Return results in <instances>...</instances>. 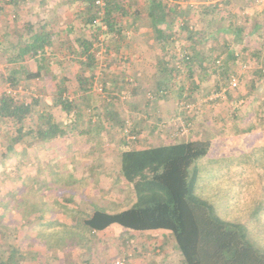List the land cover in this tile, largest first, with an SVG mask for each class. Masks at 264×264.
I'll return each instance as SVG.
<instances>
[{
  "label": "rangeland",
  "instance_id": "rangeland-1",
  "mask_svg": "<svg viewBox=\"0 0 264 264\" xmlns=\"http://www.w3.org/2000/svg\"><path fill=\"white\" fill-rule=\"evenodd\" d=\"M171 1L181 12H190L191 24L197 28L190 30L197 34L189 41L181 21L174 20L170 29L174 33L166 34L167 49L175 57L168 60L173 72L166 75V70H160L158 80L155 71L149 70H155L154 62H148L146 76L134 77L130 72L139 63V58L130 56L139 52L165 55L149 26L138 30L131 24L133 8L143 9L147 0H137L136 4L129 1L128 13L120 17V34L100 33L98 42L93 41V70L84 69L85 56L79 53L76 42L79 35L94 38V27L81 30L86 12L82 2L15 0L4 4L0 0V96L11 92L28 103L32 97L38 98L34 110L46 108L66 131L47 141L26 134L15 144V154L6 150L9 159L4 167L0 166V264H53L48 259L50 247L51 251H64L56 256L64 261L61 264H88L85 247L94 251L88 258L97 255L94 264H114L119 259L131 264L125 252L146 241L153 254L161 252L162 245H155L154 237L135 236L125 228L115 231L117 224L90 235L83 223L95 209L115 213L131 206L134 192L120 173V153L156 145L161 136L167 139L162 142L168 143L210 140L209 151L192 167L197 170L195 191L214 206L222 219L243 223L252 240L264 248V6L252 0ZM207 4H216L217 9L198 17L200 6ZM42 8L52 11L44 17ZM183 17L185 13H181ZM44 21L50 28L52 45L38 55L44 58L40 76L21 79L11 86L7 73L15 65L7 59L16 52L13 45L27 40L25 24L31 23L34 30H39ZM230 22L232 27L227 29ZM64 25L72 26L67 34L62 30ZM98 26L105 30L104 24ZM236 26L242 29L238 40L233 31ZM228 49L237 54L235 61L227 59ZM187 54L193 60L180 61ZM23 66L34 72L37 62L28 58ZM188 67L192 68L190 74ZM116 68L124 75L113 80L111 69ZM261 69L258 76L257 70ZM231 78L236 82L233 88L228 85ZM82 79L86 80L85 89L79 84ZM60 80L67 89L64 97L73 101L69 114L54 104ZM157 80L169 104L165 117L159 110H148L162 96L154 87ZM184 103L190 112L181 107ZM187 114L191 121L185 124ZM79 116L82 120L100 119L92 124L97 126L91 125L95 132H75L81 128L79 123L73 127ZM37 118L26 119L24 130L36 124ZM103 121L108 125L102 126ZM133 126L140 131H131ZM0 128L3 150L10 140L7 132L13 134L14 130L2 123ZM74 181L78 182L76 186ZM43 230H50V235ZM169 238L173 255L170 262L184 264L173 237Z\"/></svg>",
  "mask_w": 264,
  "mask_h": 264
},
{
  "label": "trees",
  "instance_id": "trees-1",
  "mask_svg": "<svg viewBox=\"0 0 264 264\" xmlns=\"http://www.w3.org/2000/svg\"><path fill=\"white\" fill-rule=\"evenodd\" d=\"M78 1L86 6L81 30L85 27H94L93 33L91 32L94 38L90 40L79 35L76 42L80 48L79 53L85 56L84 69L93 70L96 65L94 57V47L96 46L93 41L98 42L100 33L111 32L118 35L122 32L120 17L128 13L130 0L128 3L126 0H105L104 6H98L95 0ZM3 2L4 4H11L15 0ZM169 4L165 0H147L146 17L150 20L155 39L160 43V48L165 56L171 53L167 49L166 34L168 33L169 36L174 33V31L170 32L174 20L181 21V29L186 33L189 41H193L192 39L197 34L196 31L190 30L197 29L192 26L190 18L187 16L181 18L182 12L178 6L173 3ZM216 9V4L201 5L197 16L203 18ZM100 23L105 25V30L99 28ZM232 24L230 22L226 28H231ZM25 25L27 40L14 44L13 49L16 52L7 59L9 63L15 65L7 73L11 86L21 79H32L40 76L44 58H39L38 55L43 53L44 47L52 45V41L49 39L50 34L45 31L43 24L39 30H34L31 23ZM208 25H210V21ZM239 27L236 26L233 29L236 32V40L242 34V29ZM68 30L71 31L72 26H69ZM71 50L75 52L74 54H78L73 51V48ZM236 55L229 49L226 52V57L230 62L236 60ZM28 58L37 62L34 72L26 70L23 66L24 60ZM189 60V54L180 58V61L190 63ZM165 62L160 63L162 69L169 70L172 68L171 62L167 61V64H170L169 68ZM261 71L262 69L257 70L258 76H261ZM90 77L92 78V75ZM231 80L232 78L229 79L228 85ZM79 84L82 89H85L86 80H80ZM229 87L233 88L232 86ZM66 90L64 80H60L54 93V104L59 105L62 111L69 114L73 109V101L64 97ZM224 91L226 92V90ZM159 94L162 95L163 93L159 91ZM38 102L39 99L36 97H32L29 103L19 100L18 97L11 95V92L0 96V125L1 123L2 125H9L11 131L14 130V135L7 132L6 136L9 134L10 140L6 147L0 150L1 167H4L9 159L7 155L10 154H7V151L15 154L17 150L14 146L24 135H33L32 137L41 141L65 135V129L53 119L52 113L48 112L46 108L40 112L34 110ZM184 104L181 107L187 108L186 103ZM187 112H190L189 108ZM34 116L38 117V122L25 131L26 119ZM189 121L191 118L187 114L185 124ZM138 129V127L133 126L131 131ZM0 130L2 129L0 128ZM210 145L209 139L197 138L139 149L122 150L120 153V173L124 180L132 185L135 196L134 202L130 207L115 213L95 209L89 217L83 220L84 225L90 232L101 231L112 224L134 231L167 230L171 233L184 264H264V248L252 240L246 226L240 222L222 219L216 214L214 206L195 191L197 170L192 167L198 159L207 154ZM122 260L126 264L128 263L125 259Z\"/></svg>",
  "mask_w": 264,
  "mask_h": 264
},
{
  "label": "crops",
  "instance_id": "crops-1",
  "mask_svg": "<svg viewBox=\"0 0 264 264\" xmlns=\"http://www.w3.org/2000/svg\"><path fill=\"white\" fill-rule=\"evenodd\" d=\"M134 2V4H136V2H137V0H133ZM167 3H170L171 4V0H165ZM169 4V5H170ZM147 6L148 5H144L143 6V9H141L142 7L140 6V9L138 8V11L136 12V8H133V14H132V20H131V24H133L134 26H135V28H137L138 30H139V28H142V26L144 27V28H146L147 26H149V28H151V24H150V20L148 19V17H146V13H147ZM41 12H42V15L44 16V17H46V15H47V13H50L52 10H48V9H45V8H42L41 10H40ZM182 13H185V16H187L188 18H191V15L189 14L188 15V13H190L188 10H184V11H182ZM139 15V16H138ZM145 22H144V21ZM43 24V28L45 29V31H50V28H49V26L47 25V22H43L42 23ZM67 26L68 25H64L63 27H62V30L64 29V33H68L69 32V30H68V28H67ZM70 26V25H69ZM67 29V30H66ZM50 33V32H49ZM61 34H62V32H61ZM51 35V34H50ZM49 39H52L51 37H49ZM134 47V46H133ZM162 53H160V52H158V53H153V54H150V55H146V54H144V53H140L139 52V54H135V55H133V56H130V57H133V58H139L138 59V61H139V63L136 65V63H135V65H136V68H135V70H132V71H130L131 72V74L133 73V75H134V77H138V76H146V74H147V71H148V67H149V61L150 62H154L153 63V68L155 69V70H153V69H149L150 71H152V73L154 72V73H156V76L158 75V80H159V78H160V74H161V72H160V70H164V69H162V67H161V62L162 61H166L165 62V64L166 65H168V66H170V64H167V61L168 60H170V58H171V60H173V59H175V57L173 58V55L172 54H169V55H163ZM95 56V55H94ZM175 56V55H174ZM117 57H122L121 55H119V56H117ZM124 58L126 59V56H124ZM84 59V58H83ZM109 59V58H108ZM177 59V58H176ZM190 60H193V57H191L190 56ZM189 60V61H190ZM189 69H187V73L188 74H190V73H192V68L191 67H188ZM119 68H116L115 70H113V69H111L112 70V73L114 74V75H112L111 77H113L114 79L113 80H116L117 79V77H120L121 75L123 76L124 74L121 72V70H118ZM157 70H158V72H157ZM168 71H171V72H173V70L170 68L169 70H166V75L168 74ZM129 72V73H130ZM157 79V78H156ZM158 80L156 81V82H154V84H155V88L158 90V91H160L161 93H163V94H166V92L165 91H162V89H159V87H160V85H159V83H158ZM153 84V83H152ZM151 84V85H152ZM255 86V85H254ZM214 88L215 89H217L218 87L217 86H214ZM255 90L256 91H258V86H255ZM167 97H165V96H160V97H158L157 98V100H162L161 102L160 101H157L156 100V104L154 105V103L151 105L152 106V108H149L148 110L150 111V110H159L161 113H162V115H163V117H165L166 115V109H167V107H168V105L169 104H166L165 103V101H164V99H166ZM148 103V102H147ZM145 104V103H144ZM143 104V105H144ZM146 105V104H145ZM105 110H107V109H105ZM108 111V110H107ZM106 111V112H107ZM148 114H150V112H148ZM54 119V118H53ZM108 120H109V118H107ZM55 120V119H54ZM56 121V120H55ZM37 122H38V118H37ZM36 122V123H37ZM94 122H100V119H98V118H89V119H80V117H76L75 118V120H74V123H73V127H75L76 126V124L77 123H79V125L81 126V128L80 129H77V131H75V132H77V133H80V134H83L82 132H89V131H91V132H95V129L93 128V127H91V125L94 123ZM102 122V121H101ZM90 123V124H89ZM110 123H113V122H110ZM106 124L108 125V122L107 123H105L104 121H103V124H101L102 126H106ZM119 125H122L123 123H121V122H119L118 123ZM84 125H89L88 127H84ZM92 126H97L96 124L95 125H92ZM142 127V126H141ZM142 128H145V124H144V126L142 127ZM152 128H155V126H152ZM98 130V129H97ZM96 130V131H97ZM142 130V129H141ZM148 132V134L150 133V130H148L147 131ZM142 133V132H141ZM28 137H30L31 135L30 134H28L27 135ZM148 138H149V140H151V138H150V136H147ZM159 138H161V141H160V143H158V144H156V145H161V144H168V142H162V141H165V140H167L166 139V137L165 136H161V137H159ZM158 138H155L154 140H157ZM156 145H152V146H156ZM139 148H143V147H136L135 149H139ZM78 182L77 181H74L73 182V185L74 186H76V184H77ZM77 188V187H76ZM134 200H135V196H134V199H132L131 200V202H130V205H132V203L134 202ZM117 205H120V204H117ZM129 205V206H130ZM128 208V207H127ZM126 209V208H125ZM93 211H91L90 212V214L92 213ZM90 214H89V216H90ZM88 216V217H89ZM87 218V217H86ZM54 220H60V218L59 219H54ZM84 220V219H83ZM111 227H114V224H112V225H110L109 227H107V228H105V229H110ZM39 229H41L40 227H38ZM123 227H121V226H117V227H115V228H113V230H115V231H117V230H119V231H121V229H122ZM49 229V228H48ZM105 229H103V230H105ZM126 229V228H125ZM103 230H101V231H103ZM89 231V230H88ZM88 231H86V233L88 234ZM131 231V230H130ZM43 232L44 233H47L48 235H50V230H47V232L45 231V230H43ZM97 232V231H96ZM96 232H94V231H89V233H90V235L91 234H93V233H96ZM131 234L132 235H135V236H137V235H139V236H141V235H143V236H147V237H154V239H155V245H157V246H160V245H162L161 247L163 248L162 250H161V252H154V254L151 252V250L149 249V246H147L148 244H149V242H147L146 241V243H144L143 244V242L140 244V246L139 247H137V248H130V249H128V252H125V255H126V257H127V260L129 261V263H131V264H156L155 262H157V261H159V262H161V263H164V264H173V263H171L170 261H171V259L173 258V255H172V244H171V240H170V238L169 237H172V235H171V233L169 232V231H167V230H164V229H151V230H144V231H134V230H132L131 231ZM158 237H161V238H163L162 240L161 239H159ZM165 238H169V239H167V240H165ZM166 242H168L167 244H164V242L165 241ZM144 241V240H143ZM149 241L150 242H152L151 241V238H149ZM74 244V243H73ZM73 246H78L77 244L76 245H73ZM85 250H87V256H85L84 258H86L87 260V262H88V264H94L95 263V258L97 257V255H96V257L94 258V257H92V258H88V256H91L92 255V252H94V251H90L89 250V248L88 247H85ZM49 254H48V256H49V258L48 259H51L52 261V263L53 264H61V263H63L64 261H61V260H58V257H56L57 255H58V253H63L64 254V251H51V247L49 248ZM104 252V251H103ZM97 254H98V252H97ZM68 264H73V263H68Z\"/></svg>",
  "mask_w": 264,
  "mask_h": 264
},
{
  "label": "built area",
  "instance_id": "built-area-1",
  "mask_svg": "<svg viewBox=\"0 0 264 264\" xmlns=\"http://www.w3.org/2000/svg\"><path fill=\"white\" fill-rule=\"evenodd\" d=\"M3 1H8V0H3ZM252 1L255 2L256 4H259V5L264 6V0H252ZM95 3L98 6H104L105 5V0H95ZM230 86H232V87H235L236 86V82H235L234 79L231 80ZM186 107L189 108V105H186ZM114 264H126V263L124 262V260L119 259V260H116Z\"/></svg>",
  "mask_w": 264,
  "mask_h": 264
}]
</instances>
